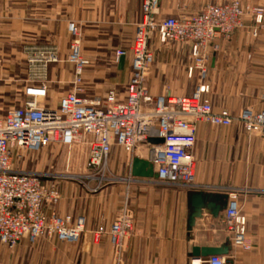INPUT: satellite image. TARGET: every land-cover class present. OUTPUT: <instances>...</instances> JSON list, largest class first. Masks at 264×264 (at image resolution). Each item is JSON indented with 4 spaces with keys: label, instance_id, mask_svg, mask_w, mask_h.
<instances>
[{
    "label": "crops",
    "instance_id": "1",
    "mask_svg": "<svg viewBox=\"0 0 264 264\" xmlns=\"http://www.w3.org/2000/svg\"><path fill=\"white\" fill-rule=\"evenodd\" d=\"M231 1L161 0V7L165 16L178 17L196 14L208 4ZM240 1L244 6L264 8V0ZM141 17V0H0V55L8 59L0 61V82L6 84L0 88V99L13 90L25 99L26 88L36 83L30 60L39 51L56 50L60 61L48 64L45 83L46 105L58 107L60 99L72 89L74 67L67 62L73 42L71 26L79 28L81 55L87 62L83 78L88 96L104 99L114 90L124 99L132 55H127L121 69L115 63V54L117 50L128 51ZM255 28L258 36L252 38ZM220 46L221 50L211 57L205 82L210 86L213 110L228 108L238 114L251 108L264 112V19L257 27L247 17L245 27L230 40H221ZM172 47L178 56L189 58L188 46ZM190 64L183 70L154 66L147 78L150 94L191 96L202 82L197 72L192 78L188 76ZM13 82L16 87L9 85ZM6 110L0 108L2 113ZM123 151L113 148L110 171L101 187L98 177L87 178V171L76 176L19 167L16 164L21 157L15 154V170L55 176L60 202L45 208V213L74 220L84 217L86 225L76 244L47 237L35 243L23 239L15 249L0 244V264H193L198 262L191 257L193 249L220 248L229 240L227 260L233 264H264V139L246 135L236 124L228 128L200 124L193 150V188L133 178L132 162ZM135 157L148 159L147 149L141 148ZM228 190L240 193L252 244L249 251L232 244L224 225L225 211L213 218L204 210L194 229H188L191 192L227 194ZM125 208L133 219L134 231L125 242L119 263L109 237L98 230L109 229Z\"/></svg>",
    "mask_w": 264,
    "mask_h": 264
},
{
    "label": "built area",
    "instance_id": "2",
    "mask_svg": "<svg viewBox=\"0 0 264 264\" xmlns=\"http://www.w3.org/2000/svg\"><path fill=\"white\" fill-rule=\"evenodd\" d=\"M142 17L136 24L129 49L117 50L115 63L130 53L132 63L126 97L111 90L104 99L91 98L84 83L87 62L82 59L80 33L71 26V53L67 59L74 67L72 89L64 95L57 108L46 105L48 88L45 83L49 63H58L56 50L39 51L30 60L35 67V84L27 87L25 101L19 107L0 111V244L15 249L23 239L35 243L39 238H56L76 244L85 230L86 220L71 216H48L45 208L60 202V193L53 175L41 172L17 171L14 156L36 153L50 146L90 149L87 178H99L98 187L105 185V176L113 148L119 147L132 162L135 153L146 148L148 160L158 176L156 182L193 188L198 127L208 124L214 128L239 125L248 136L264 139V112L251 108L238 114L228 108L213 110L209 99L210 86L205 83L208 65L214 53L221 50L220 41H228L245 27L250 16L257 27L264 19V9L245 10L240 0L225 4L205 5L196 14L165 16L161 0H141ZM258 35L255 28L252 36ZM189 47L191 64L188 76L197 72L202 82L191 96H175L170 92L153 97L147 78L155 61L153 41ZM151 138L164 139V144H150ZM229 203L224 212V225L235 247L245 251L252 248L248 238L247 218L242 212L240 193L228 190ZM134 222L125 210L109 229L107 235L113 252L122 262L126 240L133 234ZM193 264H227L224 257H211Z\"/></svg>",
    "mask_w": 264,
    "mask_h": 264
},
{
    "label": "rangeland",
    "instance_id": "3",
    "mask_svg": "<svg viewBox=\"0 0 264 264\" xmlns=\"http://www.w3.org/2000/svg\"><path fill=\"white\" fill-rule=\"evenodd\" d=\"M243 7L245 10H252L256 8L264 9L263 7H257V6H244L243 5ZM251 37L253 38L252 35ZM170 46L177 47L176 44L164 45V44H161L158 40L153 41L155 61L151 67V70L154 66L155 67L159 66L164 69L165 68L170 69L172 67V68H179L183 70L185 65H188L191 63V60L188 58V56H184V55L178 56L177 52H175L172 49L173 47L171 48ZM169 48H171L170 51L167 50ZM7 60H8L7 57H2V55H0L1 63ZM0 69H1V66H0ZM5 85H6L5 83L3 84L2 82H0V88ZM9 85L12 87H16L15 86L16 83L14 82L10 83ZM21 101L24 102L25 99H22V97H20L19 94L16 95L15 90H13L12 93L9 95H6V97L5 95L4 96L1 95L0 108H3L6 110V108L9 106L19 107ZM89 152H90L89 147L85 145H81L76 148H69V147L58 146V145L50 146L36 153H29V152H26L23 154L19 153V157L21 158L17 161L16 165L19 167H27L29 169H34V170H39V171L52 170L54 173L72 174V175L78 176V175H83L86 172V165L88 161ZM123 153L126 154L124 151ZM43 154H45V156H43ZM55 156H56V159H52V157H55ZM122 157L124 158V156ZM123 158L119 159L118 162L120 163L123 162ZM58 160H61V162L60 161L58 162ZM110 161L111 160H109V163ZM51 167H53V169H51ZM109 171L110 169L108 167L107 173Z\"/></svg>",
    "mask_w": 264,
    "mask_h": 264
},
{
    "label": "water",
    "instance_id": "4",
    "mask_svg": "<svg viewBox=\"0 0 264 264\" xmlns=\"http://www.w3.org/2000/svg\"><path fill=\"white\" fill-rule=\"evenodd\" d=\"M125 58H121L119 65L122 69L124 66ZM164 139L151 138L150 144L161 145L164 144ZM131 175L133 178L138 179H151L158 178L154 165L148 159L135 157L131 164ZM229 203V196L225 193H205L191 192L189 194V207L190 215L188 220V229L192 231L196 226L197 220L203 217V211L208 210L213 218H219L220 214L226 211ZM231 252L230 240L220 248H195L192 251L191 257L197 261L208 259L211 257H224L228 258ZM227 264H233L231 260H227Z\"/></svg>",
    "mask_w": 264,
    "mask_h": 264
}]
</instances>
